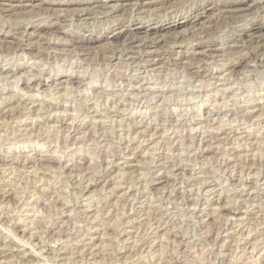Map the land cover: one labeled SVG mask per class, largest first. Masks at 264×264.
I'll return each instance as SVG.
<instances>
[{"label":"rangeland","instance_id":"obj_1","mask_svg":"<svg viewBox=\"0 0 264 264\" xmlns=\"http://www.w3.org/2000/svg\"><path fill=\"white\" fill-rule=\"evenodd\" d=\"M75 1L0 0V264H264V6Z\"/></svg>","mask_w":264,"mask_h":264},{"label":"bare ground","instance_id":"obj_2","mask_svg":"<svg viewBox=\"0 0 264 264\" xmlns=\"http://www.w3.org/2000/svg\"><path fill=\"white\" fill-rule=\"evenodd\" d=\"M46 1V0H44ZM105 1L104 3H102V7H108V0H103ZM103 1H98V0H80V1H75L74 3L78 4V5H87V4H96L98 2H103ZM169 0H111V2H115V5L113 6L114 9H115V12L118 11L119 7L121 6H124V5H132V8H135V10H139L140 7L142 6H146V5H150V4H154V3H165ZM248 0H225V1H221L217 4H215L214 7H209V8H203L202 10L203 11H200L198 12L195 16V20L193 22V24H195L194 26L196 25H203L205 26L206 23H210L212 22L213 20L215 19H220L222 20L225 24L226 23H230V22H233L234 20L236 21V19L240 20L242 15L239 16V14H241L243 11H246L248 10L250 7H252V5H248L249 3H247ZM256 3L257 5H261V7L263 8L264 6V3L262 1H256L254 0L253 4ZM100 4V3H99ZM98 4V5H99ZM119 4V5H117ZM172 4V3H171ZM96 5V6H98ZM18 6V5H17ZM95 6V5H94ZM100 6V5H99ZM258 8V7H257ZM211 9V13H209ZM259 9V8H258ZM4 10V9H3ZM120 10V9H119ZM201 10V8H198V9H195L193 12H191L188 17H186V21L185 22H181L180 20L178 21L177 24H174L173 26H167V23L165 22H162L159 24L158 28L154 30V28H150V30H153V34H157L159 32H162V31H165L167 30L168 33L170 31H173L181 26H184V25H187V24H190L192 23L189 19L194 15V12H197ZM141 11V10H139ZM260 11V10H259ZM5 12V11H4ZM36 18V17H35ZM63 18V17H62ZM203 18H208V21H203L204 19ZM22 19V18H21ZM29 19V18H28ZM27 19V20H28ZM24 20V19H23ZM22 20V21H23ZM259 20V19H258ZM26 21V20H25ZM65 21V20H64ZM62 22V21H60ZM26 24V22H25ZM25 24H22V25H25ZM28 25V24H27ZM193 26V27H194ZM213 26V25H212ZM41 27H44L46 29H55V26H40L38 28H41ZM21 28H23V26L19 25L15 28V30H20ZM208 29H211L210 27L207 26ZM215 28V27H214ZM137 29H144V26H140V28H137ZM204 29V28H203ZM186 30V29H184ZM56 31V30H54ZM137 31V30H136ZM264 31V25H263V22L260 23L259 22H253L250 26V28L248 29H244L242 30L243 32V38H247V40H244L243 38H240L241 42H243V46H238V47H247L250 49V45L253 44L254 42H257V39L258 37H260V35L262 34V32ZM60 33V32H59ZM182 33V32H181ZM136 34V33H135ZM134 34V35H135ZM259 34V35H258ZM118 36H120L121 34L118 33L117 34ZM147 36L149 35L148 33L146 34ZM154 35V36H155ZM209 33H207V31H203L202 32H198L195 36L193 37H198L196 38L197 40H194L196 42V44L193 45V49H198V48H202V46H208V47H213V43H211L208 39H209ZM131 37V36H130ZM208 37V39H207ZM129 38V37H128ZM145 38V37H144ZM143 38H137L136 36H134L133 38L131 37L128 41V43L126 44V46H124L123 49H120V48H117L115 46H109V47H103L101 49H99L98 51H96V55L97 56V60L99 61H102V60H109L111 59L112 57H116L118 55H123V56H126V57H129L130 54L136 49H140V50H145V48H148V47H151L152 44H155V40L153 41V39L151 38L150 40L148 39H145V40H142ZM182 40V39H181ZM191 40V38H190ZM48 41V40H47ZM73 41V40H72ZM173 41H175L174 43H177L176 40L173 39ZM85 42H89L90 44H97L99 42H101V37L98 36V37H91L89 39H83V38H77V40L73 41V45H76L77 43L79 44H82V43H85ZM126 42V41H125ZM157 42V41H156ZM113 43V42H112ZM170 43V42H169ZM194 43V42H193ZM207 43H211V44H207ZM50 44V43H49ZM109 44V43H107ZM9 45V44H8ZM165 45V44H164ZM178 45V44H177ZM78 46V45H77ZM18 47V46H17ZM76 47V46H75ZM225 47V45L222 46V48H217L215 50H223ZM232 47V46H231ZM80 49H82L83 51H88L90 47H84L81 48L79 47ZM12 48H10L11 50ZM95 49V48H94ZM6 50V49H5ZM90 51V50H89ZM224 51V50H223ZM222 51V52H223ZM253 51V50H252ZM257 51V50H256ZM171 52V51H170ZM95 53V52H94ZM199 54V53H198ZM253 54V53H252ZM84 55V53H83ZM256 56H254V59L258 60V62L260 63V66L264 67V58H260L258 57L260 54L257 53L255 54ZM82 56V55H81ZM90 56V55H89ZM93 56V55H92ZM91 56V57H92ZM261 56V55H260ZM94 57V56H93ZM92 57V58H93ZM10 73V72H9ZM15 107V106H13ZM21 108V107H20ZM15 109V108H13ZM15 111V110H14ZM11 112V111H10ZM21 114V113H20ZM14 116V114H13ZM39 159V158H38ZM43 160V159H42ZM5 161V160H4ZM4 161H0V163H4ZM25 161V160H24ZM85 190V189H84Z\"/></svg>","mask_w":264,"mask_h":264}]
</instances>
